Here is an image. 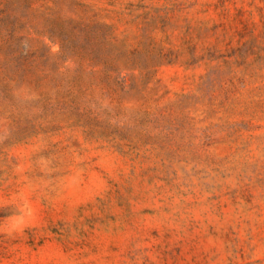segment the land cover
I'll return each mask as SVG.
<instances>
[{"label":"rangeland","instance_id":"rangeland-1","mask_svg":"<svg viewBox=\"0 0 264 264\" xmlns=\"http://www.w3.org/2000/svg\"><path fill=\"white\" fill-rule=\"evenodd\" d=\"M0 264H264V0H0Z\"/></svg>","mask_w":264,"mask_h":264}]
</instances>
